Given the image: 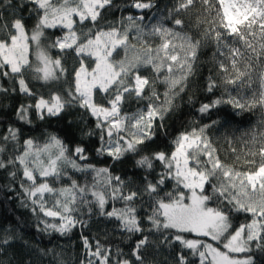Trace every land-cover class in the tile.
Here are the masks:
<instances>
[{
    "label": "snow or ice",
    "instance_id": "snow-or-ice-1",
    "mask_svg": "<svg viewBox=\"0 0 264 264\" xmlns=\"http://www.w3.org/2000/svg\"><path fill=\"white\" fill-rule=\"evenodd\" d=\"M112 9L137 14L105 21ZM25 12L35 17L31 27ZM193 12L198 13L192 25L198 37L185 30V17ZM48 30L61 34L52 39ZM208 45L214 49L215 74L210 69L205 90L223 86L226 98L203 103L198 111L228 104L238 112L259 109L264 117V0H170L163 6L159 0L123 5L116 0H0V93L35 98L18 106L17 120L31 124L33 113L43 121L79 108L95 120V128L82 135L98 133L97 155L113 162L131 156L145 173L143 183L134 186L109 167L80 163L88 160L86 148L70 149L56 134L42 143L29 137L21 145L20 129L9 125L0 136V169H14L8 173L13 179L20 173L21 204L31 206L39 232L69 236L74 228L87 227L80 217H91L95 208L100 217L118 222L120 243L131 242L126 253L120 244L93 242L81 232L80 264H264V119L240 152L227 139L231 162L221 157L222 149L209 134L218 120L179 132L170 152L151 150L157 129H165L166 117L178 108L176 101ZM69 54L78 62L71 72L64 63ZM29 78L45 85L63 80L68 87L46 98L29 86ZM4 80L13 86L6 87ZM157 84L165 86L162 94ZM132 100L146 104L125 110ZM10 144L14 154L5 158ZM157 162L162 171L153 181L148 176ZM69 168L91 174V181L80 183ZM65 177L70 182L57 187ZM145 196L150 212L141 216L138 201ZM233 213L250 218L235 226ZM4 233L0 253L20 239L11 229ZM39 251L48 255L51 250ZM162 252L168 255L156 259Z\"/></svg>",
    "mask_w": 264,
    "mask_h": 264
},
{
    "label": "trees",
    "instance_id": "trees-1",
    "mask_svg": "<svg viewBox=\"0 0 264 264\" xmlns=\"http://www.w3.org/2000/svg\"><path fill=\"white\" fill-rule=\"evenodd\" d=\"M117 4L123 5L126 0H116ZM161 6L165 3H170V0H159ZM129 12L137 14L134 9H112L110 12H106L105 21L115 22L122 15H127ZM198 13L193 12L190 18L185 17V30L192 33L194 37L199 36V30L192 27L195 23L196 15ZM24 19L28 27H31L35 23V17H29L27 12L24 14ZM104 23V21H102ZM168 26H171L169 21H165ZM204 26H201V30ZM48 34L52 39L61 33L58 30H48ZM213 47L208 45L201 49L199 59L196 66V74L189 81V87L185 93L177 99L176 103L178 108L169 113L165 120V129H157V136L154 143L151 146V150H163L170 152L172 150V139L181 131L191 130L192 127H199L204 124H209L213 120H218L220 123L209 130V134L216 142L217 147L221 148V157L227 156L228 162H231L233 156L228 149L227 139L231 138L233 146L237 149V152L244 147V141H247V136L251 134L253 128L259 129L258 121L264 119L261 116L260 110L256 109L253 112H238L228 104L219 105L216 108L210 109L208 113L201 114L198 109L203 103H211L214 99L225 96L223 86L209 93L205 90L207 83V77L210 74H215V67L212 62ZM58 51L53 49L52 55L55 57ZM65 66L69 68L71 72L72 68L78 66V62L73 54H69L64 60ZM145 75H151L150 72H145ZM219 82V77H217ZM6 87H12L13 85L9 81H2ZM71 83V76L68 77V84ZM63 80L60 82H54L51 84H41L39 82L31 81L29 78V86L38 92L39 95H43L46 98L52 92L64 93L66 87H68ZM258 87V85H254ZM165 86L163 84H157V91L163 93ZM250 95V92H246ZM163 99V97L161 96ZM191 98V99H190ZM98 101L100 97H97ZM35 98L27 97L19 92L7 94L0 93V136H3L9 125L20 129V143L29 137L36 139L39 142H43L48 134L58 135L68 147L74 148L77 144H82L88 155L87 161H80V163H90L97 167H109L114 175H119L124 179L133 180L134 186L141 185L143 183V177L145 175L142 169L134 166V160L131 156L125 157L122 161L113 162L110 157L99 156L96 153V148L99 146L98 133L92 137H84L82 131L89 128H95V120L83 112L79 108L70 109L68 113L63 114L61 117H49L46 120H39L36 118L35 113L32 115V123L25 124L16 118V109L20 104L34 103ZM146 104L145 102H137L132 100L125 105V110L135 111L137 108H142ZM71 121V123H70ZM86 123V127H85ZM239 140V141H238ZM3 143V141H0ZM14 154L13 146H8V151L3 154L5 158ZM11 167L7 170L0 169V237L4 233V229H11L12 234L19 236L13 244L4 246L5 251L0 253V264H25L26 261H30L31 264H57L58 261H63V264H80V260L83 259V246L80 240L81 232L85 236H88L93 242L99 239L102 244H111L113 246L120 244V246L127 253L131 247V242L127 244L120 243L121 236L117 231L118 222L115 220H107L100 217L96 213V209L93 208V215L89 217L86 213L81 215V219L88 222L87 227L74 228L69 236H60L58 233L45 234L37 230L36 224L38 223L36 216L31 212L30 207H24L21 201L24 199L22 190L19 187L21 175L18 172L17 177L13 179L9 176V172L12 171ZM162 171V167L159 162L156 163L155 171H153L148 178L155 180L157 173ZM72 178L78 180L80 183H84L85 180L91 181V174H83L73 172L68 169ZM70 181L65 177L59 181L56 186L59 187L63 184H67ZM9 187L15 188V192H10ZM167 188H171V182H168ZM19 193L20 195H17ZM10 197V198H9ZM111 202L107 206L110 210ZM116 207H120V203H116ZM140 206V215L144 216L146 212H150L148 197H143L142 201H138ZM233 222L235 226H239L240 223L246 222L250 217L245 214L233 213ZM135 239V238H134ZM24 241L28 242L25 246ZM40 249L45 252H49L48 255H41ZM167 252H162L155 256L156 259L162 260ZM260 257V254L257 253ZM151 258V257H150ZM264 261V257H260Z\"/></svg>",
    "mask_w": 264,
    "mask_h": 264
},
{
    "label": "rangeland",
    "instance_id": "rangeland-1",
    "mask_svg": "<svg viewBox=\"0 0 264 264\" xmlns=\"http://www.w3.org/2000/svg\"><path fill=\"white\" fill-rule=\"evenodd\" d=\"M233 95H235V92L233 91ZM162 99V98H161ZM248 140L250 139V134L247 136ZM239 141V140H238ZM250 146V145H249Z\"/></svg>",
    "mask_w": 264,
    "mask_h": 264
}]
</instances>
